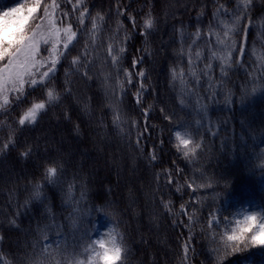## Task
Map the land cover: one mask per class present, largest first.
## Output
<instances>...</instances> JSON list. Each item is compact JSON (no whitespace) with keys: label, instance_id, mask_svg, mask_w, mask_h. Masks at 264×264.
I'll list each match as a JSON object with an SVG mask.
<instances>
[{"label":"trees","instance_id":"trees-1","mask_svg":"<svg viewBox=\"0 0 264 264\" xmlns=\"http://www.w3.org/2000/svg\"><path fill=\"white\" fill-rule=\"evenodd\" d=\"M17 2L0 0V10ZM56 2L61 6L54 16L57 27L71 23L77 30L79 12L63 20L60 12L71 11V5L67 0ZM237 3L83 0L89 10L87 27L78 34L71 54L61 60L56 75L35 88L26 87L21 100L16 99L6 110L0 109V147L9 135L15 141L7 151L0 152V258L8 264H76L86 261L81 253L91 240L107 241L117 236L126 248L118 264H181L180 244L188 230L175 222H187V217L179 214L181 204L187 202L191 210V201L199 199L192 233L195 252L190 253L189 264H212L213 246L201 233L211 209H217L220 218H233L229 231L246 212L264 215V170L260 167V153L264 151V0H252L244 14L235 11ZM221 5L229 14L221 12L214 17ZM118 8L124 10V15L118 14ZM149 13L154 25L147 36H142ZM129 15L135 18V28ZM98 16L103 20L98 19L101 30L96 34L97 50L92 48L87 30L92 18ZM238 17V24H234ZM225 25L236 29L227 39ZM198 29L202 35L191 55L195 57L197 51H202L204 56L190 69L189 45ZM126 35L130 37L127 40ZM217 38L233 46L231 65L221 72L222 61H212L210 76L201 74L197 84L191 72L200 73L209 63V44L218 57L225 54L224 44ZM86 41L91 53V79L82 78L83 69L76 72L70 66L72 56L83 49ZM109 43L116 45L117 52L120 46L125 48L115 68L107 55ZM242 43L246 50L241 59ZM42 47L44 58L50 46ZM140 56L143 62L132 69L133 58ZM124 69L134 73L132 85L127 84ZM140 69L146 72L143 106L152 105V109L150 134L137 147V129L132 121L138 122L141 131L144 125L134 100L139 87L135 73ZM99 70L115 84L122 120L118 127L113 124L115 117L97 78ZM66 72L70 74L66 76ZM118 79L123 82V96L119 94ZM49 89L55 90L59 100L41 112L35 124L21 127L19 115L34 100L46 99ZM165 114L172 117L171 122L164 119ZM197 121L203 126L197 128ZM209 126L216 132L215 137ZM173 128L188 130L194 140L202 142L194 159H186L173 147ZM28 148L31 154L21 156ZM153 149L155 161L149 156ZM53 163L61 172L57 182L50 184L44 173ZM177 168L182 169L180 185L191 178L196 184L211 187L193 193L182 186L177 191V185L167 184L163 174L171 170L176 180ZM37 184L43 188L42 202L35 198ZM165 201L170 202L171 214L163 206ZM225 264H264V247L233 255Z\"/></svg>","mask_w":264,"mask_h":264},{"label":"snow or ice","instance_id":"snow-or-ice-1","mask_svg":"<svg viewBox=\"0 0 264 264\" xmlns=\"http://www.w3.org/2000/svg\"><path fill=\"white\" fill-rule=\"evenodd\" d=\"M251 3L252 0H242L241 5V0H238L235 11H239L242 14L247 13ZM67 4L71 5V11L65 9L60 12V15L63 20L67 21L71 19L72 14L79 12V16L77 17L79 20V28L77 30H73V25L71 23H68L64 27H57L54 16L61 6L56 0H51V3H45L44 0H23V2H19L18 0L15 6L0 10V109L6 110L10 106L9 93L15 92L16 99L19 100L24 95L25 85L35 88L37 85L44 84L49 79L53 78L57 73L58 65H60L61 60L66 59L67 56L71 54L75 47L78 34L83 32L87 27L85 21L89 15V10L84 7L83 0H75V3H73V0H67ZM81 8H83V11L80 10ZM117 11L119 15H124L123 9L118 8ZM38 12L42 14L36 15ZM221 12H223L224 15L229 14L228 10L221 5V7L217 9V12L213 14L214 17L221 14ZM128 18L132 21L133 28H135V18L131 15H129ZM98 19L103 20V17H93L91 28L87 30L93 49L98 39L96 34L101 30ZM36 21L40 22L34 23ZM44 22H47V31H42ZM238 22L239 17L233 23L238 24ZM153 25L154 21L149 13L144 20V30L140 34L142 36H147L149 34V29H151ZM235 30V28L225 25V38L227 39L230 37L231 33ZM201 35V31L198 29L195 33L196 39L189 45L188 63L190 69H194L195 62L200 61L204 56L202 51H197L195 57L191 55V49L196 45ZM208 35L211 37V29ZM129 38L130 37L127 35L125 36V40ZM217 39L218 43L224 44V49L222 51L226 50L225 54L218 57L211 44H209V63L205 65L202 72H191V76L196 79L197 84H199L201 74L205 77L210 76L211 69L213 68L212 61L216 59L222 61L221 72H224L225 69L231 65L234 51L233 46L224 41H219V38ZM45 45H51V47L48 49V56L41 58L42 46ZM245 50V44H240L239 52L241 53V59ZM124 52L125 48L123 46H120L117 52L114 43L108 44L107 55L111 58L113 68L120 63ZM90 54L89 42L86 41L83 49L77 55L72 56L70 66L76 72H81V69H83L81 73L82 78L87 77L91 79L88 75V68L91 63V60H89ZM241 59H238L237 63H240ZM142 62L143 56L134 57L131 68L136 69ZM261 67L264 68V65H261ZM41 69L46 70L41 72ZM69 74L68 72L65 73L66 76ZM37 75L39 79L35 78ZM172 76L173 80H175V71H173ZM183 76L184 74L182 72V83ZM124 77L128 85L133 84L134 73L132 71L124 69ZM135 79L139 81V87L134 94V100L135 104L140 108L144 119L142 131L139 130L140 126L138 122L136 120L132 121V127L137 129L135 140L136 146L139 147L141 142L146 138V134H150L148 121L152 105H148L147 107L143 106V93L147 91L144 83L146 72L140 69L135 73ZM117 84L120 88L119 94L123 96L125 94L123 82L118 79ZM65 91L67 92L69 89L66 88ZM45 95L46 99L34 100L31 105L19 115L18 124L21 127L35 124L38 115L60 98L54 89H49ZM180 103L183 105V99ZM160 111L161 113H165V109L163 108H161ZM197 114L199 115V113ZM164 119L171 122L172 117L165 114ZM120 122L119 117H115L113 120V124L116 126H119ZM202 126V122L197 121V128ZM171 131L175 140L173 147L176 151L182 153L186 159H194L203 147L202 142L194 140L192 134L188 130L182 132L179 128H173ZM209 132H212L211 126H209ZM212 135L215 137L216 132H212ZM14 143L13 136L9 135L2 147H0V152L7 151ZM161 143H163V141H161ZM31 152L32 149L28 148L21 153V156L27 157ZM149 156L152 161L157 159L154 149L149 153ZM260 159V167L264 170V151L260 153ZM60 172L61 169L53 163L46 167L44 173L45 179L50 184L56 183ZM175 172L177 176L176 180H174L171 170L166 169L163 174L165 175L167 184L172 185L175 183L177 185V191H179L182 186L190 189L193 193L205 187H211V185L196 184L195 180L191 178H185L184 185H180L178 177L182 169L177 168ZM160 176L161 174L158 173L157 180H159ZM71 187L72 186H70V188ZM35 190V198L42 202L44 199L42 196V186L40 184L35 185ZM216 195L218 196L219 193ZM198 203H201L199 199H193L191 201V210H189L190 206L187 202L181 204L179 214L181 216H186L187 222L184 220L175 222L184 225L188 230L187 237H185L180 244V249L182 250L181 264H189L191 259L190 253L195 252L193 247L194 236L192 233L193 226L197 223L196 213L199 209L195 208V205ZM163 206L166 210H169L171 214L170 202H163ZM95 210L100 211L101 209ZM232 222L233 218L229 216L220 218L218 210L211 209L206 217V224L201 225V233L213 246L211 249L214 257L212 264H225V261L233 255L243 254L250 248L264 247V215L255 211L246 212L243 215V220L236 219L235 227H232L231 231H229V225L232 224ZM181 235L183 236V232ZM48 243L49 241L46 239L44 242L45 248H47ZM124 252H126V248L123 246L122 241L117 239V236H112L107 241L104 239L91 240L85 247L83 253H81V255L86 257V261H76V264H118ZM0 264H8V262L0 258Z\"/></svg>","mask_w":264,"mask_h":264},{"label":"rangeland","instance_id":"rangeland-1","mask_svg":"<svg viewBox=\"0 0 264 264\" xmlns=\"http://www.w3.org/2000/svg\"><path fill=\"white\" fill-rule=\"evenodd\" d=\"M42 31H47V24L42 26ZM51 47V45H49ZM93 48V46H92ZM94 49L98 50V46L95 45ZM46 69H41L40 71H44ZM97 78L100 81L102 87H103V91H104V95L107 98V102L110 108V111L112 112L114 117H119V113H118V105L117 102L119 100L117 92L115 90V84L114 82L111 80V77L109 75H107L106 73H104L103 70H99L97 72ZM95 75V76H96ZM35 78L39 79V76L37 75ZM28 87V85H25V88ZM12 93H9L8 95L10 96ZM16 97V93H13V98ZM23 97H21L22 99ZM20 99V100H21ZM15 103V101H12V103L10 104L11 106H13Z\"/></svg>","mask_w":264,"mask_h":264}]
</instances>
